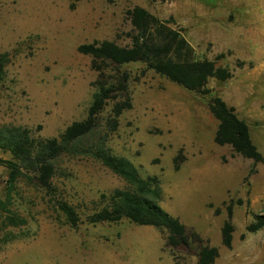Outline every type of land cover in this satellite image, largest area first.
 I'll use <instances>...</instances> for the list:
<instances>
[{
	"label": "rangeland",
	"instance_id": "1",
	"mask_svg": "<svg viewBox=\"0 0 264 264\" xmlns=\"http://www.w3.org/2000/svg\"><path fill=\"white\" fill-rule=\"evenodd\" d=\"M136 7L183 30L197 58L223 55L216 66L226 67L231 78L209 79L206 87L248 125L264 159V0H0V53L9 57L0 81V126L28 128L48 139L83 120L97 74L77 48L105 40L129 46L128 12ZM121 69L128 74L131 109L114 131L105 127L111 105L100 115L106 145L141 177L159 180V206L218 250L214 264H264V228L245 232L255 215H264V163L214 143L217 121L206 96L170 83L143 63ZM0 159L12 157L0 151ZM28 176L10 184L8 168L0 165V264L197 261L198 244L172 256L153 227L127 220L87 224L101 194L126 187L98 162L62 157L52 193ZM57 201L76 211L78 227L66 224ZM225 222L233 226L229 249L221 245Z\"/></svg>",
	"mask_w": 264,
	"mask_h": 264
},
{
	"label": "trees",
	"instance_id": "2",
	"mask_svg": "<svg viewBox=\"0 0 264 264\" xmlns=\"http://www.w3.org/2000/svg\"><path fill=\"white\" fill-rule=\"evenodd\" d=\"M133 35L127 47L111 41L80 45L77 52L89 56L97 76L93 83L95 91L83 120L72 122L57 137L41 139L31 129L15 126H0V151L8 152L12 160L3 161L9 170V182L19 178L32 180L47 193L53 192V180L64 156L87 158L98 162L113 175L126 183L122 190L115 189L101 194L100 208L88 214L85 222L90 225L117 224L122 220L137 226L153 227L164 235V247L172 256L180 249L198 244L194 264H214L218 258L215 247L204 245L195 231L184 226L178 218L166 213L158 204L160 182L156 177H141L127 159L115 155L106 145V137L100 136V115L111 105L105 127L114 131L123 112L131 109L128 91V74L121 68L134 63L145 64L148 70L170 83L208 98L207 107L217 121L214 143L228 146L232 152L254 163L264 159L252 142L248 125L238 118L233 108L207 89L209 79L225 82L231 78L226 67L216 66L215 61L199 59L183 36V30L173 29L169 20L161 21L142 8L128 12ZM9 63L7 53H0V81ZM40 130V126L37 127ZM95 134L97 135L94 138ZM177 163V158L174 159ZM175 170L178 165L175 164ZM58 210L71 228L82 222L76 211L65 202L57 201ZM241 204L240 201L237 202ZM216 209L215 213L218 214ZM232 215L227 207V217ZM264 228V215H255L245 232L253 234ZM233 226L225 222L221 229V245L231 247Z\"/></svg>",
	"mask_w": 264,
	"mask_h": 264
}]
</instances>
